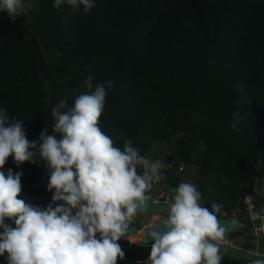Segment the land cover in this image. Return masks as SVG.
<instances>
[{
  "label": "trees",
  "instance_id": "trees-1",
  "mask_svg": "<svg viewBox=\"0 0 264 264\" xmlns=\"http://www.w3.org/2000/svg\"><path fill=\"white\" fill-rule=\"evenodd\" d=\"M25 4L15 21L0 12V110L8 123H24L30 142L43 130L59 138L54 113L90 91L91 74L94 87L114 83L100 128L116 131L121 150L130 139L141 156L163 162L166 196L190 182L206 207L222 206L219 215L240 216L250 195L264 205V0H95L88 13L57 10L54 0ZM173 139L170 152H151ZM2 170L22 173L18 198L51 202L44 162L18 166L10 156ZM241 234L249 233L229 236ZM122 249L124 259L146 264L151 244Z\"/></svg>",
  "mask_w": 264,
  "mask_h": 264
},
{
  "label": "clouds",
  "instance_id": "clouds-1",
  "mask_svg": "<svg viewBox=\"0 0 264 264\" xmlns=\"http://www.w3.org/2000/svg\"><path fill=\"white\" fill-rule=\"evenodd\" d=\"M63 4L73 12L83 6L88 13L95 0H54L53 7ZM27 7L25 0H0V12L13 21ZM84 85L90 91L79 95L69 111L56 114L59 138L43 130L30 142L24 123H8L6 110H0V257L5 264H117L125 257L118 241L147 207L153 184L164 179L162 161L141 156L130 139L121 150L113 139H119L116 131L110 136L100 128L114 83L94 87L89 74ZM10 156L18 166L44 162L47 190L53 193L46 208L18 198L22 173L2 170ZM201 201L193 183L170 190L166 216L145 237V243L151 241L147 264H221V245L237 222L220 224L222 206L212 203L209 209ZM249 264H264V259Z\"/></svg>",
  "mask_w": 264,
  "mask_h": 264
},
{
  "label": "rangeland",
  "instance_id": "rangeland-1",
  "mask_svg": "<svg viewBox=\"0 0 264 264\" xmlns=\"http://www.w3.org/2000/svg\"><path fill=\"white\" fill-rule=\"evenodd\" d=\"M56 114L57 113H54L55 122H56V118H57ZM181 136L182 135H180V137ZM175 144H176L175 139L171 140L170 142H168L166 144H155L153 146L151 152L153 153L158 149H161L165 152H170L175 147ZM146 159H148L150 162L153 161L150 158H146ZM179 175H180V177H183L187 180H190V178H191V174L189 172L179 173ZM165 190H167V188L164 186V184L157 182V183L153 184V187H152L150 192L154 195L153 199L156 200L158 198V195L162 191H165ZM52 195H53V193L51 194V197H52ZM23 197L25 199H28V200L42 201V198H40L38 196H34V195H23ZM159 217H160L159 215L150 214V213L137 214L136 217L134 218L133 224H136L138 226L139 232L133 237L128 236V235H125V237H122L118 241L120 246L122 247L125 243H129V242H138V239L140 237H142L144 230L148 226L153 224V222ZM256 224H257V222H256ZM242 240H244V242L247 243L246 247H247V249H250V251L245 250L243 248V246L241 244ZM254 251H257L259 253H264V240L262 238L259 237L256 239H243V237L238 236V237H236V239L234 241V245L221 247V249H220V255L222 256L221 264H233L234 262L240 261L242 259L252 260V259H257V258H261V259L264 258V254L263 255L259 254L258 256H253L252 253H254ZM147 261H146V264H147ZM119 264H137V263L134 261H129V260L123 259V260H121V262Z\"/></svg>",
  "mask_w": 264,
  "mask_h": 264
},
{
  "label": "water",
  "instance_id": "water-1",
  "mask_svg": "<svg viewBox=\"0 0 264 264\" xmlns=\"http://www.w3.org/2000/svg\"><path fill=\"white\" fill-rule=\"evenodd\" d=\"M138 172H139V170H138ZM148 194L150 195L151 199L148 202L147 207L144 210L140 211L138 214L150 213V214L159 215L160 217L157 218L153 222V224L148 226L144 230L142 237H140L138 239V243H140L142 245H150L151 244L150 240L147 243L144 242L147 232L157 223L158 220H160L162 217L166 216L165 215L166 214V212H165L166 211V202L155 201V200L152 199L153 198L152 193L149 192ZM203 200H204V198H203ZM201 203L205 204V200L201 201ZM218 220H219L220 224H227V223H229L230 221H233V220H235L237 222L236 225L233 226L226 235H229L231 231L239 229L241 223L244 224L243 227L241 228L242 230H244L245 232H248V233H251L253 231V222H252L251 218L249 217V214L246 211L244 205H242L240 207V217H227V216L218 214ZM158 224H159V222H158ZM138 232H139L138 226L136 224H132L130 226L129 232L126 235L133 237Z\"/></svg>",
  "mask_w": 264,
  "mask_h": 264
},
{
  "label": "built area",
  "instance_id": "built-area-1",
  "mask_svg": "<svg viewBox=\"0 0 264 264\" xmlns=\"http://www.w3.org/2000/svg\"><path fill=\"white\" fill-rule=\"evenodd\" d=\"M143 172V168H142ZM155 201H162L168 203V196H166V192L162 191L158 198ZM246 211L249 214V217L251 218L253 222V231L255 235H263L264 236V206H259L256 199L253 196H247L245 198L244 204ZM257 222V224H256ZM226 244H222L221 247L224 246H232L234 245V238L226 235ZM121 260H118L117 264H119Z\"/></svg>",
  "mask_w": 264,
  "mask_h": 264
},
{
  "label": "crops",
  "instance_id": "crops-1",
  "mask_svg": "<svg viewBox=\"0 0 264 264\" xmlns=\"http://www.w3.org/2000/svg\"><path fill=\"white\" fill-rule=\"evenodd\" d=\"M257 194L259 195V196H263V193H262V191H258L257 192ZM264 206V205H263ZM238 217H240V216H238ZM243 225L244 224H242L241 223V225H240V228H239V230H241L242 232H244V233H248V232H245L244 230H242L241 228L243 227ZM239 237H243V239H256V238H262L263 240H264V236L263 235H259V236H257V235H255V233H254V231H252L251 233H249V234H241V235H238ZM238 236H236V237H238ZM236 237H234V241H235V239H236ZM241 244H242V246H243V248L245 249V250H248V251H250V249H247V247H246V245H247V243L246 242H244V240H242L241 241ZM256 250V249H255ZM255 253H259V252H257V251H254ZM259 254H264V253H259ZM264 259V258H263Z\"/></svg>",
  "mask_w": 264,
  "mask_h": 264
},
{
  "label": "flooded vegetation",
  "instance_id": "flooded-vegetation-1",
  "mask_svg": "<svg viewBox=\"0 0 264 264\" xmlns=\"http://www.w3.org/2000/svg\"><path fill=\"white\" fill-rule=\"evenodd\" d=\"M153 195V194H152ZM153 197H154V195H153ZM153 199V198H152ZM154 200V199H153Z\"/></svg>",
  "mask_w": 264,
  "mask_h": 264
}]
</instances>
